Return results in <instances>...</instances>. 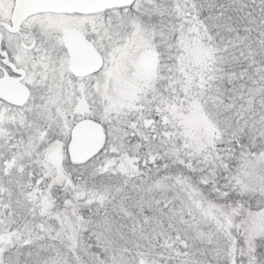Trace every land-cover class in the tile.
<instances>
[{
	"label": "snow or ice",
	"instance_id": "1",
	"mask_svg": "<svg viewBox=\"0 0 264 264\" xmlns=\"http://www.w3.org/2000/svg\"><path fill=\"white\" fill-rule=\"evenodd\" d=\"M0 264H264V0H0Z\"/></svg>",
	"mask_w": 264,
	"mask_h": 264
}]
</instances>
